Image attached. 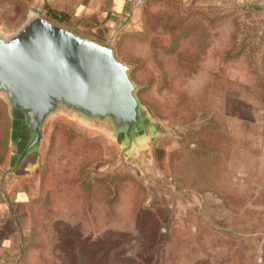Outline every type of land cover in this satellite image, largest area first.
Here are the masks:
<instances>
[{
	"label": "rangeland",
	"instance_id": "obj_1",
	"mask_svg": "<svg viewBox=\"0 0 264 264\" xmlns=\"http://www.w3.org/2000/svg\"><path fill=\"white\" fill-rule=\"evenodd\" d=\"M31 7L0 0V35ZM107 46L154 135L123 154L57 113L36 163L3 180L15 147L0 95V264H264V0H147Z\"/></svg>",
	"mask_w": 264,
	"mask_h": 264
},
{
	"label": "water",
	"instance_id": "obj_2",
	"mask_svg": "<svg viewBox=\"0 0 264 264\" xmlns=\"http://www.w3.org/2000/svg\"><path fill=\"white\" fill-rule=\"evenodd\" d=\"M29 14L17 32L0 35V95L15 147L3 180L36 163L43 127L57 113L106 129L123 154L142 147L155 124L136 97L129 66L109 46L45 19L40 9Z\"/></svg>",
	"mask_w": 264,
	"mask_h": 264
},
{
	"label": "crops",
	"instance_id": "obj_3",
	"mask_svg": "<svg viewBox=\"0 0 264 264\" xmlns=\"http://www.w3.org/2000/svg\"><path fill=\"white\" fill-rule=\"evenodd\" d=\"M133 0H35L38 8L66 16L65 29L108 45L119 31L132 27L140 17ZM195 6L246 4L253 0H187Z\"/></svg>",
	"mask_w": 264,
	"mask_h": 264
},
{
	"label": "trees",
	"instance_id": "obj_4",
	"mask_svg": "<svg viewBox=\"0 0 264 264\" xmlns=\"http://www.w3.org/2000/svg\"><path fill=\"white\" fill-rule=\"evenodd\" d=\"M46 16L57 20L59 22V24H63V22L66 19V16H64L63 14L55 13V12H52L51 10H48L46 12Z\"/></svg>",
	"mask_w": 264,
	"mask_h": 264
},
{
	"label": "built area",
	"instance_id": "obj_5",
	"mask_svg": "<svg viewBox=\"0 0 264 264\" xmlns=\"http://www.w3.org/2000/svg\"><path fill=\"white\" fill-rule=\"evenodd\" d=\"M146 1L147 0H133L132 3L134 8L140 10L145 5Z\"/></svg>",
	"mask_w": 264,
	"mask_h": 264
}]
</instances>
